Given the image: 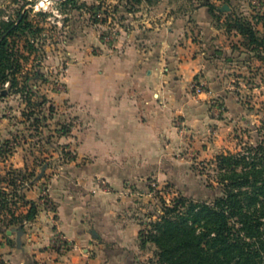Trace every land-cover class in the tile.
Masks as SVG:
<instances>
[{
    "label": "rangeland",
    "instance_id": "374dc122",
    "mask_svg": "<svg viewBox=\"0 0 264 264\" xmlns=\"http://www.w3.org/2000/svg\"><path fill=\"white\" fill-rule=\"evenodd\" d=\"M205 1L220 7L230 1L232 6L231 14L228 11L216 15L218 18L213 16L216 26H222L226 33L223 44L229 46L230 62L224 59L217 65L226 69L224 86L229 89L210 99L209 104H176L175 115L167 125L151 133L152 139L145 142L143 152L133 150L131 156L108 159L113 169L110 181L95 178L96 191L91 194H114L113 211L105 216L106 232L110 233L115 222H122L130 236L156 220L162 204L169 205L177 196L210 201L218 195L214 159L253 145L264 122V29L260 19L264 17V0H147L130 8L120 0H75L77 7L65 0H0V22L15 21L19 12H26L34 30L32 36L10 38L17 46L19 69L15 86L9 82L0 84V180L9 182L10 162L18 150L14 161L24 159L26 167L20 175L11 174L18 179L16 185L35 176L45 162L49 164L44 176V192L48 195L49 179L76 164L74 142L68 133L75 127L74 104L87 102L73 100L66 78L78 59L115 51L120 28L131 17L128 13L133 16L142 5L155 6V12L173 7L182 14L181 10L193 12ZM234 18L249 20L259 40L250 42L229 29L228 22L233 23ZM191 21H195L194 17ZM194 27V34H200ZM112 29L117 36L104 46V37ZM94 37L100 45H94ZM192 86L190 94L201 93L195 88L202 91L199 83L192 82ZM37 104L44 105L40 109ZM39 117L36 125L34 118ZM45 137L51 138L53 147L42 142ZM50 148L58 157L48 155ZM87 163V157L81 158L78 166ZM5 184L0 183V189L6 188L3 196L7 204L0 207V264H10L9 250L15 249L14 237L8 241L2 230L8 227L11 213L22 215L24 208L14 195L18 193ZM95 211L98 227L103 217L99 210ZM135 245L136 252L122 253L120 257L114 254L111 264H157L153 244L141 249L137 238Z\"/></svg>",
    "mask_w": 264,
    "mask_h": 264
},
{
    "label": "crops",
    "instance_id": "0c3cea01",
    "mask_svg": "<svg viewBox=\"0 0 264 264\" xmlns=\"http://www.w3.org/2000/svg\"><path fill=\"white\" fill-rule=\"evenodd\" d=\"M154 7L142 5L133 16L128 13L131 17L120 28L115 51L80 57L67 75L69 95L74 101L87 102L74 104L75 127L68 133L76 164L49 179L50 209L41 198L49 167L44 171L42 166L33 185L24 189L25 199L36 204L38 213L24 225L19 244L15 231L7 234L13 228L6 230V237H14L15 242V249L9 250L10 264H111L114 254L136 252L138 231L130 236L125 224L115 222L106 232L105 216L113 211L114 194L92 195L95 178L110 181L111 157L143 152L151 133L175 115L176 104H209L229 89L224 86L226 69L217 66L224 59L230 62L229 46L223 44L226 33L216 26L209 9L198 6L180 14L173 7L164 12H155ZM191 24L200 34H194ZM92 39L100 45L97 38ZM218 44L224 47L219 49ZM192 82L202 86L200 94H190ZM53 150L48 152L52 159L58 157ZM18 153H13L10 165L21 170L26 161H14ZM85 157L88 163L78 166ZM28 208L24 206L23 214ZM95 210L103 217L98 227ZM56 235L64 237V248L55 246Z\"/></svg>",
    "mask_w": 264,
    "mask_h": 264
},
{
    "label": "trees",
    "instance_id": "16d2710c",
    "mask_svg": "<svg viewBox=\"0 0 264 264\" xmlns=\"http://www.w3.org/2000/svg\"><path fill=\"white\" fill-rule=\"evenodd\" d=\"M65 1L71 7H77L75 0ZM123 1L129 8L135 3L147 2L120 0ZM202 5L215 18H218L216 15L225 14L219 10V6L207 1ZM226 5L230 8L229 15L232 12L230 1ZM260 19L264 29V17ZM231 23L228 22L229 29L244 39L250 42L259 40L258 31L249 20L234 18ZM16 35H34L26 12H19L15 21L0 22V84L9 82L12 87L16 85L15 74L19 69V60L15 53L17 46L10 38ZM29 46L33 47L32 44ZM43 105L37 104L36 108L41 109ZM48 109L51 111V107ZM40 120V117L34 118L36 125ZM257 132L258 138L253 145L236 154H220L214 159L213 178L219 194L212 200L200 201L177 196L169 205L162 204L157 219L150 221L145 229L139 230L140 248L145 249L148 244H153L157 249V264H264V122ZM50 139L45 137L42 141L52 146ZM42 166L45 169L49 164L44 162ZM21 172L11 167L9 182L5 184L0 180V183L18 193L14 195L24 206H29L22 215L11 213L8 227L2 230L8 241L7 229H15V236L22 237L25 233L23 222H31L38 213L36 204L27 201L23 191L19 193L22 188L33 185L38 174H32L31 179L18 186V179L11 174L20 175ZM5 189L4 186L0 189L2 208L7 207L3 196L6 194Z\"/></svg>",
    "mask_w": 264,
    "mask_h": 264
},
{
    "label": "built area",
    "instance_id": "2783aa9c",
    "mask_svg": "<svg viewBox=\"0 0 264 264\" xmlns=\"http://www.w3.org/2000/svg\"><path fill=\"white\" fill-rule=\"evenodd\" d=\"M99 18H101V15L98 14L97 15ZM117 34H116V31L115 30H110V32L104 37V43L103 45L106 46L108 43L114 41V39L116 38ZM193 87V86H191ZM197 91L201 92L200 88L199 87H195ZM212 103H214V101H212ZM41 198H42V201L43 203L45 204V206L47 208L50 209L51 207V203L49 202V200L47 199L46 197V193L43 192L42 195H41ZM24 225H26L27 223L26 222H23ZM54 244L55 246L58 248V249H62L66 246V242H65V239L63 236L61 235H56L55 238H54Z\"/></svg>",
    "mask_w": 264,
    "mask_h": 264
},
{
    "label": "water",
    "instance_id": "95a60500",
    "mask_svg": "<svg viewBox=\"0 0 264 264\" xmlns=\"http://www.w3.org/2000/svg\"><path fill=\"white\" fill-rule=\"evenodd\" d=\"M221 12H228L230 10V8L228 7V5L226 4H223L220 9H219ZM12 231H15V229H12V230H8L7 231V234L10 235L12 233ZM20 236L19 237H16V240H17V243L19 244L20 243Z\"/></svg>",
    "mask_w": 264,
    "mask_h": 264
}]
</instances>
